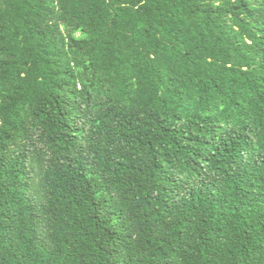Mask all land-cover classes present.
I'll return each mask as SVG.
<instances>
[{
	"label": "trees",
	"instance_id": "1",
	"mask_svg": "<svg viewBox=\"0 0 264 264\" xmlns=\"http://www.w3.org/2000/svg\"><path fill=\"white\" fill-rule=\"evenodd\" d=\"M0 264H264V0H0Z\"/></svg>",
	"mask_w": 264,
	"mask_h": 264
}]
</instances>
